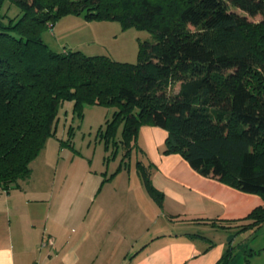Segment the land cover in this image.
<instances>
[{
    "label": "trees",
    "instance_id": "1",
    "mask_svg": "<svg viewBox=\"0 0 264 264\" xmlns=\"http://www.w3.org/2000/svg\"><path fill=\"white\" fill-rule=\"evenodd\" d=\"M5 1L0 191L29 177L31 162L56 133L59 106L71 100L79 117L85 104L114 107L98 129L105 149L122 145V164L138 146L140 126L155 125L166 131L167 152L264 199V0H7L19 9L16 18L1 12ZM69 14L116 20L153 40L139 42L136 62L55 51L42 32ZM137 164L160 200L146 166ZM246 218L262 223L264 205Z\"/></svg>",
    "mask_w": 264,
    "mask_h": 264
},
{
    "label": "crops",
    "instance_id": "2",
    "mask_svg": "<svg viewBox=\"0 0 264 264\" xmlns=\"http://www.w3.org/2000/svg\"><path fill=\"white\" fill-rule=\"evenodd\" d=\"M68 136L48 137L29 177L0 191V264H264V221L246 218L263 197L167 152L162 127L140 126L133 166L102 144L99 170Z\"/></svg>",
    "mask_w": 264,
    "mask_h": 264
},
{
    "label": "rangeland",
    "instance_id": "3",
    "mask_svg": "<svg viewBox=\"0 0 264 264\" xmlns=\"http://www.w3.org/2000/svg\"><path fill=\"white\" fill-rule=\"evenodd\" d=\"M1 12L6 13L8 17L16 18L19 9L6 0L1 6ZM42 36L55 51L66 48L79 50L86 55L104 54L112 59L128 62L137 61L139 42L153 40L152 34L148 31L134 26L124 28L116 20H87L81 15L72 14L58 19L53 26L45 28ZM113 110L114 107L111 106L85 104L79 117L74 111L73 101H64L57 112L54 135L56 137H50L48 148L50 144L53 146L60 139L66 141L69 138L68 129L71 128L70 141L74 147L93 160L92 165L95 169H101L105 151L98 128L101 126L104 129V123L110 119ZM121 152L123 148L119 146V155ZM130 161L133 166L136 160L130 158Z\"/></svg>",
    "mask_w": 264,
    "mask_h": 264
}]
</instances>
